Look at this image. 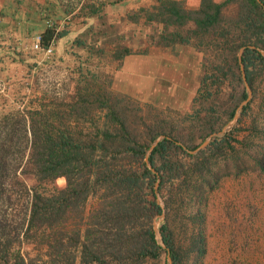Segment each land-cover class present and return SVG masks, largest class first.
Masks as SVG:
<instances>
[{
    "label": "trees",
    "instance_id": "16d2710c",
    "mask_svg": "<svg viewBox=\"0 0 264 264\" xmlns=\"http://www.w3.org/2000/svg\"><path fill=\"white\" fill-rule=\"evenodd\" d=\"M101 5V0H84L80 7L87 15L100 16ZM263 9L264 0H199L195 7H186L182 0H155L127 13L132 21L143 18L149 43L189 44L201 52L192 116L184 129L167 128L156 116L147 122L139 107L129 106L126 99L131 96L110 87L109 74L106 79L103 71L80 67L72 70V85L46 84L29 106L0 112V259L11 253L18 264H143L165 253L171 264H181L187 252L175 242L165 219L158 225L163 246L156 240L151 221L166 206L157 196L185 167L198 169L220 148L232 146L229 131H224L199 147L206 135L219 129L221 113L230 118L245 98L241 70L250 83L254 67L264 64L259 50L264 49ZM64 32L48 25L39 41L45 46ZM88 32L93 42L75 43L89 52L101 56L108 43L110 58L119 62L132 51L118 42L121 34L111 24L95 31L89 26ZM99 34L105 35L100 43ZM224 81L230 84L226 108L217 97ZM158 134L163 136L145 155ZM179 153L188 156L186 164ZM259 166L263 169L261 162ZM26 172L38 182L50 181L52 187L27 186L18 177ZM21 193L23 205L13 212L10 205ZM89 196L97 203L84 213ZM23 240L33 244V256L24 258L12 248ZM204 250L198 231L189 246L190 264H196Z\"/></svg>",
    "mask_w": 264,
    "mask_h": 264
},
{
    "label": "rangeland",
    "instance_id": "374dc122",
    "mask_svg": "<svg viewBox=\"0 0 264 264\" xmlns=\"http://www.w3.org/2000/svg\"><path fill=\"white\" fill-rule=\"evenodd\" d=\"M234 8V4L229 5L227 12L232 13ZM104 47L108 50L111 45L106 43ZM259 50L264 54V49ZM107 52L106 56L99 59L91 58L85 61V68L103 71L107 79L106 74L116 62ZM103 65L106 70L102 69ZM39 72L46 77L44 86L60 85L61 81L68 86L72 85V77L75 75L72 70ZM241 79L245 92L248 90L246 101L234 115L236 107L245 98L240 100L233 115L228 119L221 113L222 123L219 129L212 131L207 139L206 135L199 145L201 147L212 136L229 131V144L232 146L220 148L198 169L190 171L185 167L179 178L163 184L161 193L157 196V201L162 206L163 199L166 200V206L162 216H153V229L158 231V225L162 220H166L175 242L181 244L187 252L181 264H190L193 254L189 251V246L198 231L203 234L205 250L196 264H264V64L258 63L254 67L250 83L245 77L242 78V72ZM36 88L42 90L44 87H34L35 90ZM219 89L217 97L222 107L226 108L231 103L227 98L230 84L224 81ZM29 94L25 98L26 93H19L15 101L19 104L23 100L30 101L33 96L30 97ZM126 100L129 106L139 107V113L143 114L149 123H152L153 117L156 116L165 121L167 128L173 126L175 129H184L191 120L192 107L181 112L151 102H136L133 98ZM245 103L247 106L241 114ZM179 156L185 164L188 162V156L183 153H179ZM260 162L263 169L259 166ZM23 163L26 165V162ZM18 177L27 186L35 185L39 190L52 187L50 181L38 182L31 173H19ZM24 198L22 193L14 198L10 205L13 212L23 205ZM96 203L97 198L89 196L84 205V213ZM7 210L9 211V208ZM12 248L17 249L24 258L27 255L33 256L36 252L33 244L25 240L15 242ZM6 258L0 259V264H18L15 263L13 254H8ZM143 264L171 263L169 257L161 253L158 261H146Z\"/></svg>",
    "mask_w": 264,
    "mask_h": 264
},
{
    "label": "crops",
    "instance_id": "0c3cea01",
    "mask_svg": "<svg viewBox=\"0 0 264 264\" xmlns=\"http://www.w3.org/2000/svg\"><path fill=\"white\" fill-rule=\"evenodd\" d=\"M83 1L70 4L68 0H0V112L31 104L29 100L19 104L15 97L26 93V98L30 91V97L39 95L41 89L34 87H44L46 82L39 70L84 69L85 59H99L107 51L110 57L112 47H104L100 56L89 52L84 44L75 43V39L93 42L90 33H84L89 26L95 31L110 24L121 34L118 42L132 50L110 67V87L139 101L187 110L198 85L200 52L189 44L149 43L143 18H127V13L155 0H101L100 16L87 15L85 7H80ZM182 1L186 7L199 3ZM48 25L65 28V32L51 39L52 50L46 54L33 48L32 43ZM104 36L99 34L96 41L100 43ZM141 48L145 50L138 51ZM102 69L106 70L104 65Z\"/></svg>",
    "mask_w": 264,
    "mask_h": 264
},
{
    "label": "water",
    "instance_id": "95a60500",
    "mask_svg": "<svg viewBox=\"0 0 264 264\" xmlns=\"http://www.w3.org/2000/svg\"><path fill=\"white\" fill-rule=\"evenodd\" d=\"M263 12H264V9H263ZM242 48H243L242 46L238 48V51H237V55H238V56L240 55V53H241V51H242ZM240 67L242 68L241 64H240ZM241 72H242V78L244 79L243 71L241 70ZM246 92H247V95H248V90H247V89H246ZM246 99H247V98L243 99V100L238 104V106H237L236 109H235L234 115H235V113H237V111L239 110V108L241 107V105L246 101ZM211 134H212V133H211ZM211 134H208V136L206 137V139L209 138V136H210ZM162 136H163V135L161 134V135L156 136V137L153 139V141L150 143L148 149L146 150L145 155H147V153L149 152V150L151 149V147H152V146L156 143V141H157L158 139H160ZM206 139H205V140H206ZM147 165L149 166V163H148V162H147ZM162 213H163V212H161L159 215L162 216ZM154 232H155V237H156L157 242H158L160 245L163 246V243H162V241H161V238H160V235H159L158 231H156V230L154 229Z\"/></svg>",
    "mask_w": 264,
    "mask_h": 264
},
{
    "label": "built area",
    "instance_id": "2783aa9c",
    "mask_svg": "<svg viewBox=\"0 0 264 264\" xmlns=\"http://www.w3.org/2000/svg\"><path fill=\"white\" fill-rule=\"evenodd\" d=\"M32 46L35 49L42 50L46 54L50 53L51 50H52V48H51V40L45 46H42L40 41H39V36H37V38L34 40V42L32 43Z\"/></svg>",
    "mask_w": 264,
    "mask_h": 264
}]
</instances>
